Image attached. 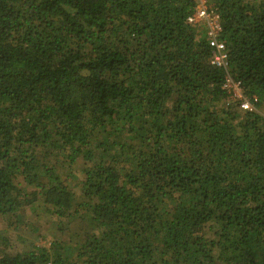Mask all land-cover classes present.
Segmentation results:
<instances>
[{"label": "trees", "instance_id": "16d2710c", "mask_svg": "<svg viewBox=\"0 0 264 264\" xmlns=\"http://www.w3.org/2000/svg\"><path fill=\"white\" fill-rule=\"evenodd\" d=\"M197 6L0 0V219L68 235L0 264H264V0H210L255 112Z\"/></svg>", "mask_w": 264, "mask_h": 264}, {"label": "built area", "instance_id": "2783aa9c", "mask_svg": "<svg viewBox=\"0 0 264 264\" xmlns=\"http://www.w3.org/2000/svg\"><path fill=\"white\" fill-rule=\"evenodd\" d=\"M197 3V9L194 14L188 18V22L193 25L204 24L206 26L210 45L215 49V54L211 63L215 67L222 68L227 72L225 88L231 94V99L241 103L242 108L246 111H257V107L251 99L243 94L242 84L234 81L229 73V54L226 43L222 39L223 26L211 11L210 0H197Z\"/></svg>", "mask_w": 264, "mask_h": 264}, {"label": "rangeland", "instance_id": "374dc122", "mask_svg": "<svg viewBox=\"0 0 264 264\" xmlns=\"http://www.w3.org/2000/svg\"><path fill=\"white\" fill-rule=\"evenodd\" d=\"M81 176L79 174V177ZM54 220L41 209L33 212L29 211L28 214H25L23 222H16L10 218L0 219V233L14 238L23 236L25 239L18 242L17 245L24 250L32 245L48 247L54 237L68 239V235L63 236L62 232L57 230L56 221L54 222ZM1 249H4V246L0 243Z\"/></svg>", "mask_w": 264, "mask_h": 264}]
</instances>
